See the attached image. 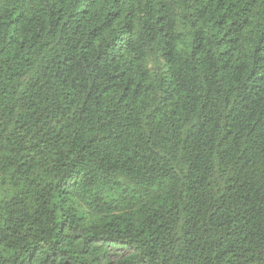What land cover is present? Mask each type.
I'll use <instances>...</instances> for the list:
<instances>
[{
  "label": "trees",
  "instance_id": "obj_1",
  "mask_svg": "<svg viewBox=\"0 0 264 264\" xmlns=\"http://www.w3.org/2000/svg\"><path fill=\"white\" fill-rule=\"evenodd\" d=\"M0 264H264V0H0Z\"/></svg>",
  "mask_w": 264,
  "mask_h": 264
}]
</instances>
